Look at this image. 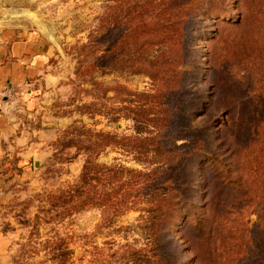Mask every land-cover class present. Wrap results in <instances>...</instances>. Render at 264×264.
I'll return each mask as SVG.
<instances>
[{
  "label": "rangeland",
  "instance_id": "rangeland-1",
  "mask_svg": "<svg viewBox=\"0 0 264 264\" xmlns=\"http://www.w3.org/2000/svg\"><path fill=\"white\" fill-rule=\"evenodd\" d=\"M256 2L0 0V26L51 51L27 96L4 92L0 264H264ZM86 160L152 179L127 211H66Z\"/></svg>",
  "mask_w": 264,
  "mask_h": 264
},
{
  "label": "trees",
  "instance_id": "trees-1",
  "mask_svg": "<svg viewBox=\"0 0 264 264\" xmlns=\"http://www.w3.org/2000/svg\"><path fill=\"white\" fill-rule=\"evenodd\" d=\"M256 4L257 10L255 13L259 14L263 20L264 0H257ZM175 34L176 32L172 33V36ZM118 39L121 41L122 37ZM192 53L193 51H191L190 61L194 60V55H192ZM136 115L140 116L139 113H136ZM201 150L204 151L202 147H192L190 158L195 159L197 156H201V153H199ZM145 162L150 163V160ZM160 163L165 164L163 162ZM143 176H150V174L136 169H112L106 167V165L95 164L91 160H86L78 178V182L64 191L62 200L58 199L66 203V211L81 210L88 206L100 207L105 211H127L133 208L134 204L138 202L139 197H141L140 195L143 194L142 188L152 179L146 178L149 181H145L143 180ZM96 182H99L103 187H98ZM106 185L111 187L108 186V189V187H105ZM168 195L169 194L165 192L162 193L151 190L146 193L145 200H148L150 203L162 205L166 201Z\"/></svg>",
  "mask_w": 264,
  "mask_h": 264
},
{
  "label": "crops",
  "instance_id": "crops-1",
  "mask_svg": "<svg viewBox=\"0 0 264 264\" xmlns=\"http://www.w3.org/2000/svg\"><path fill=\"white\" fill-rule=\"evenodd\" d=\"M50 56L42 34L15 25L0 26V161L16 127L2 111L5 89L16 85L20 95L27 96L33 79L46 74ZM1 245L0 241V258Z\"/></svg>",
  "mask_w": 264,
  "mask_h": 264
},
{
  "label": "built area",
  "instance_id": "built-area-1",
  "mask_svg": "<svg viewBox=\"0 0 264 264\" xmlns=\"http://www.w3.org/2000/svg\"><path fill=\"white\" fill-rule=\"evenodd\" d=\"M7 91V93L9 92H12L13 91V87L12 85L8 86L6 89H5V92Z\"/></svg>",
  "mask_w": 264,
  "mask_h": 264
}]
</instances>
